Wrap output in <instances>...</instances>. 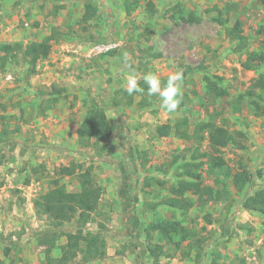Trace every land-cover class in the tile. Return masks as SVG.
<instances>
[{"label": "rangeland", "instance_id": "374dc122", "mask_svg": "<svg viewBox=\"0 0 264 264\" xmlns=\"http://www.w3.org/2000/svg\"><path fill=\"white\" fill-rule=\"evenodd\" d=\"M124 1L0 0V45L24 46L56 35L34 73L21 51L13 57L0 48V131L9 130L0 140V260L43 264L49 246L54 257L61 255L64 233L76 231V219L55 227L36 214L34 201L55 186V179L75 191L80 173L90 169L101 193L85 232H99L106 253L91 262L79 255L69 264H152L146 246L157 243L164 250L161 264H214L215 258L230 264L242 258L247 264H264V214L242 204L245 192L264 189V113L250 104L251 97L238 98L264 68L245 69V50L236 51L224 26L211 19L217 10L204 12L217 5L231 24L238 18L249 39L248 50H259L264 4L152 0L151 11L150 0H137L128 13ZM86 2L96 8L87 23L82 20ZM176 3L187 12H201L202 19L174 17ZM178 71L183 73L184 97L175 112L162 108L157 97L141 108L142 95L132 98L124 92L132 72H155L166 83ZM208 79L226 93L208 89ZM93 104L105 109L114 131L107 140L83 144L78 127ZM181 116L188 118L192 132L210 123L229 130L233 141L222 148L223 171L210 165L207 130L201 144L173 133L158 134L159 125ZM197 147V154L205 155L194 159L200 163L198 182L226 187L230 195L203 203L188 192L187 209L161 204L172 184L192 180L178 175L181 163L173 164V158L187 149L191 159ZM65 165H75L77 171L60 174ZM241 169L252 173L253 182L239 190L233 175ZM156 217L180 221L188 230L187 239L175 237L167 243L157 232L148 233L145 227Z\"/></svg>", "mask_w": 264, "mask_h": 264}, {"label": "trees", "instance_id": "16d2710c", "mask_svg": "<svg viewBox=\"0 0 264 264\" xmlns=\"http://www.w3.org/2000/svg\"><path fill=\"white\" fill-rule=\"evenodd\" d=\"M52 1H63V0H52ZM264 4V0H259ZM137 2L125 0L124 7L128 13L133 10L134 4ZM148 6L151 11L155 10L154 2L148 1ZM173 16L181 17L189 21H199L202 19L203 14L196 11H185L179 3L173 6ZM217 10L216 13L212 14L211 19L224 26L227 37H230L235 42L236 51L243 53L245 50L246 59L242 62L245 69H260L264 68V37L260 42L259 50H248V36L244 34L242 22L236 18L231 24L230 18L225 14L222 8L217 5L214 8H207L204 12L211 13ZM96 14V8L92 2L85 3V10L82 17L83 22H89ZM55 34L46 36L41 41H33L26 45L16 44L12 42H2L0 48L5 52V55L10 54L16 57L15 51H21L23 57L31 65L30 73L35 72V65L39 59L48 57L51 46L55 41ZM140 85L144 88V93H133L127 95L133 98L134 95H142V99L138 102L140 107H148L153 102L155 96L149 97L147 94V85L143 81H140ZM207 88L214 90L218 95H223L226 91L215 85L214 82L208 79ZM260 92L258 93V90ZM264 73H260L251 83L247 91L239 94L238 98L245 99L248 97L250 104H252L260 113H264V104L262 100L264 96ZM208 131V143L211 148L209 154L210 165L213 169L224 170L226 166V160L222 154V148L228 146L233 140L229 130L225 126L207 124L203 127L198 128L195 131L190 130V123L186 116L176 118L174 123L161 124L157 127V132L161 136H167L175 134L180 138L197 141L196 143L201 144L204 138V131ZM114 131V126L111 124L108 115L103 107L98 104L91 105L81 124L78 127V135L80 141L88 143L89 140L95 142H102L109 139ZM9 130L3 127L0 131V140L3 141L4 135L8 134ZM187 151V149L185 150ZM175 155L172 163H181L180 167L182 171L178 175H183L191 178L189 181H181L174 183L170 187V195L166 196L161 204H165L172 208L187 209L189 206L188 198L186 193L192 192L198 195V199L206 203L207 200L221 199L228 197L230 192L223 187V189H215L213 186H202V183L198 182L201 180V173L198 171L200 166L199 162H195L194 159H201L205 155H198V147L193 150L191 159H188L186 153ZM188 159V160H187ZM80 167V166H78ZM81 168V167H80ZM76 166H62L60 174H74L76 172ZM253 175L247 169L238 170L233 175V183L239 189H244L247 185L251 186L253 182ZM55 184L54 187L48 189L46 192L40 194L34 201V207L36 214L41 218L46 216L53 226L61 227L66 222L76 219V231L65 232L66 241L61 247V255L54 257L52 254V248L49 246L45 251L43 264L57 263V264H69L75 260L79 255L82 257L83 262H91L99 260L105 256L106 253V241L100 235L99 232H93L87 230L85 227L88 222L93 218L94 211L98 208L100 199L101 187L95 183L91 176V170L87 169L80 173V184L79 188L75 191H68L58 179L52 181ZM162 182V181H161ZM163 183V182H162ZM242 204L249 210L258 211L264 214V189H257L254 193L248 194L245 192L242 198ZM54 230V229H53ZM145 230L148 233L157 232L160 239L165 242H173L175 237H180V240H186L188 237V230L181 224L180 221L174 219H165L156 217L151 220ZM179 246V243L177 244ZM147 254L153 258L152 264H161L160 257L163 254V245L157 243L153 246L147 245ZM8 250H10L8 248ZM9 255V252L7 251ZM47 261L45 263L44 261ZM214 264H230L228 262H220L217 258L214 259ZM0 264L3 261L0 260ZM239 264H247L244 258L240 259Z\"/></svg>", "mask_w": 264, "mask_h": 264}, {"label": "clouds", "instance_id": "9594fccd", "mask_svg": "<svg viewBox=\"0 0 264 264\" xmlns=\"http://www.w3.org/2000/svg\"><path fill=\"white\" fill-rule=\"evenodd\" d=\"M125 64H128V56H124ZM147 85V95L149 97H157L161 102V107L167 112H175L184 97L182 90L183 73L175 72L168 76L167 82L163 83L160 76L155 72H149L140 75L132 72L126 77L125 91L132 95L133 93H144V88L140 85V81Z\"/></svg>", "mask_w": 264, "mask_h": 264}]
</instances>
